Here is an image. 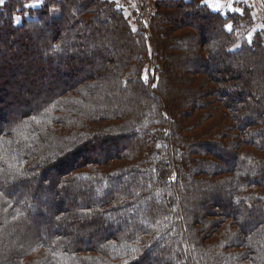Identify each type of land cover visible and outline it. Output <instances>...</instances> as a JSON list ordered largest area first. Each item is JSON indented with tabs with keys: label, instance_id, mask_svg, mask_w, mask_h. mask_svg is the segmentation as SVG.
Wrapping results in <instances>:
<instances>
[{
	"label": "trees",
	"instance_id": "1",
	"mask_svg": "<svg viewBox=\"0 0 264 264\" xmlns=\"http://www.w3.org/2000/svg\"><path fill=\"white\" fill-rule=\"evenodd\" d=\"M36 2L0 6V264H264L255 8Z\"/></svg>",
	"mask_w": 264,
	"mask_h": 264
},
{
	"label": "rangeland",
	"instance_id": "2",
	"mask_svg": "<svg viewBox=\"0 0 264 264\" xmlns=\"http://www.w3.org/2000/svg\"><path fill=\"white\" fill-rule=\"evenodd\" d=\"M248 4L253 6L255 8L254 13L257 18V24L256 26L258 28H261L264 26V0H246ZM138 11L141 13V2L140 0H135V2H132L131 11Z\"/></svg>",
	"mask_w": 264,
	"mask_h": 264
},
{
	"label": "built area",
	"instance_id": "3",
	"mask_svg": "<svg viewBox=\"0 0 264 264\" xmlns=\"http://www.w3.org/2000/svg\"><path fill=\"white\" fill-rule=\"evenodd\" d=\"M141 2V13L143 14L146 21H151L153 17V5L151 0H140Z\"/></svg>",
	"mask_w": 264,
	"mask_h": 264
},
{
	"label": "snow or ice",
	"instance_id": "4",
	"mask_svg": "<svg viewBox=\"0 0 264 264\" xmlns=\"http://www.w3.org/2000/svg\"><path fill=\"white\" fill-rule=\"evenodd\" d=\"M5 3V0H0V6H2L3 4ZM43 3V0H37V2L36 3H34V4H31V5H26V6H28V7H39L41 4ZM219 9H217V11H218ZM17 19V22L19 23V20H20V18L19 17H17L16 18ZM228 27V31H231V26L229 25V26H227ZM248 42H249V44L251 43V37H249L248 38ZM147 78L145 77V80H146Z\"/></svg>",
	"mask_w": 264,
	"mask_h": 264
},
{
	"label": "crops",
	"instance_id": "5",
	"mask_svg": "<svg viewBox=\"0 0 264 264\" xmlns=\"http://www.w3.org/2000/svg\"><path fill=\"white\" fill-rule=\"evenodd\" d=\"M114 1H118V2H121V3H126L127 5H132V2H135V0H114ZM213 3V2H211ZM211 6H214V7H221V5H215V4H210Z\"/></svg>",
	"mask_w": 264,
	"mask_h": 264
}]
</instances>
